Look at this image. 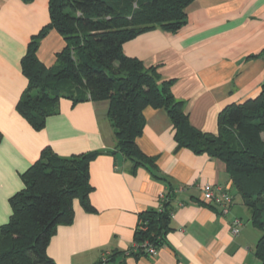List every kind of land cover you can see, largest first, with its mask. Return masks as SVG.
<instances>
[{"label":"crops","instance_id":"0c3cea01","mask_svg":"<svg viewBox=\"0 0 264 264\" xmlns=\"http://www.w3.org/2000/svg\"><path fill=\"white\" fill-rule=\"evenodd\" d=\"M49 22V0H0V227L9 222L11 199L44 148L62 158L98 153L89 167L92 210L74 200L72 223L58 226L47 248L56 264H98L112 252L120 255L115 264H260L255 249L261 233L225 164L179 148L165 109L144 110L146 126L137 139L140 150L156 159L157 174L112 154L108 100L62 99L40 131L20 115L17 104L28 85L22 59ZM64 47L52 30L40 42L38 58L51 69ZM123 52L173 80L172 93L184 102L192 126L217 134L219 114L257 97L264 83V0H195L179 32L147 31L126 42ZM206 184L230 191L227 215L204 201ZM161 195H172L174 208L165 245L155 257L123 256L134 246L141 214L158 209ZM235 218L243 222L237 236Z\"/></svg>","mask_w":264,"mask_h":264},{"label":"trees","instance_id":"16d2710c","mask_svg":"<svg viewBox=\"0 0 264 264\" xmlns=\"http://www.w3.org/2000/svg\"><path fill=\"white\" fill-rule=\"evenodd\" d=\"M194 1L49 0L50 22L31 38L22 59L28 85L17 110L40 131L47 118L58 112L62 99L73 104L108 100L116 140L112 154L157 174L156 159L140 150L137 139L146 126L144 110L165 109L179 148L225 164L261 233L255 256L264 264V83L257 97L227 106L219 114L218 133L210 134L192 126L184 102L172 93L173 80L162 79L155 67L146 68L123 52L126 42L147 31L179 32ZM52 30L63 38L65 47L56 65L48 69L38 50ZM98 156L62 158L50 148L43 149L23 176V190L11 199L9 222L0 227V264H56L47 254L48 245L58 226L72 223L74 200L92 210L89 167ZM163 196L158 209L141 214L134 246L123 256L150 257L149 247L159 251L165 245L174 208L172 195ZM104 255L98 264H115L120 257L117 252Z\"/></svg>","mask_w":264,"mask_h":264},{"label":"built area","instance_id":"2783aa9c","mask_svg":"<svg viewBox=\"0 0 264 264\" xmlns=\"http://www.w3.org/2000/svg\"><path fill=\"white\" fill-rule=\"evenodd\" d=\"M202 195L206 203L218 207L222 214L227 215L230 212L234 200L227 188L219 185L206 184L203 186ZM160 198L163 199L164 196L161 195ZM242 226V220L235 218L232 223V233L234 236L239 235ZM147 252L151 257H155L158 254V250L153 247H149ZM103 256L104 258L106 257V255Z\"/></svg>","mask_w":264,"mask_h":264}]
</instances>
